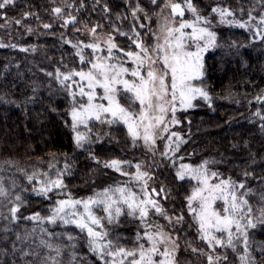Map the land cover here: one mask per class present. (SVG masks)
<instances>
[{
    "label": "trees",
    "instance_id": "16d2710c",
    "mask_svg": "<svg viewBox=\"0 0 264 264\" xmlns=\"http://www.w3.org/2000/svg\"><path fill=\"white\" fill-rule=\"evenodd\" d=\"M165 1L157 0L153 4L151 0H99L98 3L82 0L81 7V0H14L12 5L0 10V45H4L0 47V180L9 193L7 197H0V264H41L45 257L56 256L55 251L40 245L41 239L61 248V254L56 257L60 264H103L89 250L86 233L75 225L59 221L51 224L47 219L41 222L28 217L36 213L42 218L48 217L56 202L67 199L69 193L74 199H83L109 186L132 182L130 177L104 167V162L113 159L151 162L149 191L155 188L159 192L163 187L165 193L156 199L171 216L183 215L182 223L171 232L183 261L207 264L206 256L194 253L192 248L212 250L200 238L198 225L188 210L186 197L196 184L191 178L178 179L180 164L196 167L209 161L207 167L220 173V178L244 182L251 189L247 199L253 215L264 206L261 201L264 99H256L264 97V25L259 23L264 4L261 0H192L198 12L211 20L217 46L204 59L203 83L211 101L198 97L193 107L176 114L179 123L173 130L185 141L179 151L161 155L166 149L159 142L156 151L160 157L154 159L143 146L132 145L127 126L122 123L111 125L105 133L104 124L92 122L89 124L91 142L84 143L83 147L76 144L70 114L72 97L57 79V70L66 74L88 69V64H81L73 45L81 42L82 47L92 43L90 29L97 24L107 34L117 32L113 28L116 25L119 32L127 34L116 35L119 49H134L130 32H149L146 17L157 13ZM174 1L183 5V0ZM137 5L143 11L134 18L132 11ZM105 6L109 11H105ZM217 6L235 14L227 20L247 23L248 27L220 23L218 14L211 12ZM56 7L63 9L62 16L53 12ZM249 12L254 19L249 20ZM25 13L31 15L25 17ZM69 16H75L76 22L65 26L64 20ZM16 20L21 23H15ZM45 24L51 27L45 28ZM258 29L262 30L260 35ZM114 51L126 58L125 53ZM83 55L94 58L91 49L85 48ZM82 99L77 97L81 102ZM80 131L85 129L81 127ZM124 168L130 173L135 170L133 164ZM57 171L63 172L65 187L53 189L48 197L37 195L33 189H39L43 181L56 179ZM33 173L35 176L30 182L27 177ZM214 182L218 181L214 179ZM17 195L22 203L15 200ZM165 195L167 199L163 198ZM16 204H20V209L18 219L13 220L10 209ZM121 221L125 224V219ZM119 231V243L129 246L131 239L121 236L125 230ZM248 231L251 256L256 264H264V225ZM69 236L74 239L69 240ZM215 251L227 255V261L222 264H239L237 254L231 249L217 247Z\"/></svg>",
    "mask_w": 264,
    "mask_h": 264
},
{
    "label": "snow or ice",
    "instance_id": "6c2138e0",
    "mask_svg": "<svg viewBox=\"0 0 264 264\" xmlns=\"http://www.w3.org/2000/svg\"><path fill=\"white\" fill-rule=\"evenodd\" d=\"M151 2L156 4L157 0H151ZM13 3L14 0H0V10ZM261 3L264 4V0H261ZM164 6L171 9L173 20L176 16L183 17L185 11L191 12L194 19L182 21L178 26L166 23L163 27L165 33L163 42L156 43L151 49L145 47L138 39L134 40L133 43L140 51H129L124 56L127 60H131L135 67L129 69L124 66L126 60L117 56L114 51L123 52V49L118 48L111 35L103 41L100 40L97 28L102 26L97 24L90 29L94 42L83 44L82 47L81 42L73 45L77 48L76 55L79 56L81 64H88V69L86 71L72 70L66 74L57 70V79L66 86L72 97L73 107L70 114L78 147L91 142L90 123L99 122L108 125L122 123L127 126L133 145L142 140L144 146L154 153L157 139H165L163 135H157V130L167 133L170 124L179 123L175 115L177 104L182 109H187L193 107L192 101L197 97L211 101L207 91L191 83L204 75L203 53L217 46L216 33L210 30L211 20L198 12L192 0H183V5L167 0ZM81 7H83L82 0ZM105 11H109L107 6ZM142 11L143 9L137 5L132 11V16L135 18L137 13ZM53 12L57 16H62L63 9L56 7ZM211 12L219 15L220 23H235L240 28L248 27L247 23L227 20V17L235 15L227 8L217 6L213 7ZM24 15L27 17L31 14ZM252 19L254 17L249 12V20ZM165 20L167 21L168 18L165 17ZM75 22V16H69L64 20L65 26ZM15 23L19 24L21 21L16 20ZM259 23L264 25V15H261ZM44 27L51 26L45 24ZM140 27L143 28L144 25L141 24ZM185 29H191V31L188 32ZM28 30L31 31V29ZM115 30L119 32V29ZM261 31L258 29L257 34L260 35ZM136 36L139 37L138 32ZM160 39L157 37L158 41ZM193 44L195 51H189L188 48ZM3 46L0 45V47ZM85 48L91 49L94 58L89 59L83 55ZM104 51L106 55H97ZM152 53H155V57ZM158 64L159 67H157ZM76 77L79 79H75ZM74 87L78 89V92L72 90ZM78 96L86 99H82L81 102L77 100ZM122 98L129 101L127 106L121 102ZM256 99L259 101L264 97L258 96ZM137 104L139 110L133 111V106ZM169 114L171 119L166 122ZM256 115L260 116V113L257 112ZM261 118L264 119V117ZM81 127L85 131H80ZM173 137H175L174 140ZM167 139L170 143L165 146L166 151L161 153L165 156L168 150L179 151L180 145L185 142L175 132H172ZM209 163L204 161L196 167L180 164L176 173L180 180L187 177L197 181V186L193 188L191 195L186 197L188 210L198 225L197 231L200 238L206 241L212 250L205 252L203 249L192 248V251L206 256L207 264H222L223 261H227L226 254H216L217 247L231 249L237 254L239 264H256L250 253L251 241L248 230L264 225V206L259 209V215L253 217V208L247 199L251 189H247L244 182L237 183L231 178H220V173L210 171L207 167ZM125 165L130 166L131 161L113 159L104 162V167L130 176L131 181L140 186L139 192L134 191L129 183H125L109 186L86 199H74L69 193L67 199L56 202L48 217L42 218L39 213H36L28 219L41 222L47 219L51 224L59 221L65 225H75L82 233H86L89 250L103 261V264H178L176 257L179 244L163 225L151 222L150 214L163 217L170 225L182 223L183 215L169 216L167 210L156 199L165 193L163 187L159 192L155 188L149 191L148 181L152 179V176L142 170V163L134 165L136 171L133 174L122 171ZM49 167L54 169L55 165H49ZM67 169L68 165H65V170ZM44 175L48 174L44 173ZM62 175L63 172L57 171L56 179L43 181L41 187L33 191L39 196L48 197L53 189H63L65 185ZM244 175L247 176L249 173ZM34 176L35 173L27 178L31 182ZM213 179L218 182H212ZM8 195V189L0 180V197ZM163 198L167 199V195ZM15 200L21 201V197L17 195ZM217 201L221 202L220 208L216 207ZM261 201H264V195L261 196ZM19 209L20 204L10 209L13 220L18 219ZM94 209H100L104 215H98ZM124 215L138 219L143 228L142 233L136 234L135 246L132 248L122 246L119 243L120 237L111 238L110 226L119 225L120 218ZM41 231L46 232V229L41 228ZM68 239L74 238L69 236ZM39 243L56 253V256L45 257L41 264H49V261L51 264H60L56 257L61 254V248L44 239H41ZM75 259L73 254V260Z\"/></svg>",
    "mask_w": 264,
    "mask_h": 264
},
{
    "label": "rangeland",
    "instance_id": "374dc122",
    "mask_svg": "<svg viewBox=\"0 0 264 264\" xmlns=\"http://www.w3.org/2000/svg\"><path fill=\"white\" fill-rule=\"evenodd\" d=\"M166 2H167V0L164 2V4L162 5V7L160 8V10L157 13L148 15L146 17V19H148V23H149V26H150V27L149 26L147 27L148 30H149V32H143V31L140 32V31H138V33H139V37L138 38L136 36V33H137L136 31L130 32V34H129L130 37H131L130 40H131V44L133 45L134 49L132 48L130 50L129 49L124 50L123 53H127L129 51H131V52H138V51H140V49L137 48L136 45L133 43V41L134 40H137V39L145 47H148L149 49H151L156 43H158V42H161L162 43L163 42V36L165 34L164 31H163V27H164V25L166 23L170 24L171 26H178V24L180 22H182V21H192L194 19L192 13L187 14L188 12L185 11V14H184L183 17L176 16L175 19L173 20V18L171 16V9L164 6ZM172 2L173 3H177L174 0H172ZM165 17L168 18L167 21L165 20ZM113 28L114 29H117L118 27L115 25V27L113 26ZM210 30L213 31L211 28H210ZM185 31L190 32L191 29H185ZM119 33H123V32H114L113 34L112 33H108L107 34L105 32H102L101 29H99V28L97 29V35H98V37L100 38L101 41L107 39L108 36L111 35L113 37V42L118 45V48H121V46L119 45V43L116 42V39H115L116 38V35H120ZM90 34H91V32H90ZM157 37H160L161 39L158 41L157 40ZM91 40L94 42V38H93L92 34H91ZM187 43H191V42H187ZM201 43H203V42H201ZM212 49L213 48H210L207 52L203 53V64H204V59H205L206 54L210 50H212ZM188 50L189 51H195V45L193 44L190 48H188ZM97 55H106V51H104L102 53H97ZM152 55L155 57V53H152ZM124 59L126 60V63L124 65L125 67H128L129 69L135 67V64L131 60H127V58H124ZM157 67H159V64L157 65ZM203 71L205 72V65H204ZM203 77H204V75H203ZM203 77L200 78V79H196V80L191 81V83L193 84V86L200 87V88H203L205 90V86H204V83H203ZM128 78L131 79V77H128ZM73 90L78 92V89H76L75 87L73 88ZM98 91H102V90H98ZM84 99H86V98H84ZM122 100L125 103V105L127 106V104L129 103V101L126 98H122ZM195 100L192 101L193 104L195 103ZM138 110H139L138 104L137 105H134L133 106V111H138ZM180 110H186V109H182L179 106V104H177V111H176L175 115ZM170 119H171V114H169V116L166 117V122H167V120H170ZM176 119H177V115H176ZM174 125L175 124H170L169 125V131L167 133H163L161 130H157V135L158 136L163 135L165 137V139H159V138L157 139L156 144L154 145V153L151 152V154L153 155L152 157H154V159L156 157H160V155L157 156V151H156L157 147H159V142L161 143V146L160 147H162V149H166L165 146L170 143V141L167 139V137L169 135H171L172 132H174V130H173L174 129ZM103 126H104L103 127L104 128V132L107 133L109 131V127L111 125L104 124ZM174 139H175V137H173V140ZM132 145H133V142H132ZM133 146L134 147H138V148L141 147V146H143L146 149L145 151L147 153L150 152L147 149V147L144 146L142 140L137 141V143L135 145H133ZM168 153L171 154L173 152L171 150L170 151L168 150ZM122 161H128V159H125V160H122ZM137 163H142V170L143 171L148 172L150 175L153 174L152 173V167L150 166V163L151 162H148L147 159H143V160L142 159H138V161H134V160L131 161V164H133V165H135ZM184 164H187V163H184ZM122 171L128 172L124 168V166L122 168ZM135 171H136V169L132 173H130V172H128V173L133 174V173H135ZM128 177H130V176H128ZM194 181H195V184L197 186V181L196 180H194ZM212 182H214V179H213ZM129 184H130V186H132V188H133L134 191L139 192L140 186L138 184H136L134 181L130 182ZM102 190L103 189H101L100 191H102ZM95 194H93L92 196H94ZM83 199H86V198H83ZM216 207L217 208H220L221 207V202L220 201H217ZM94 211H96V213L98 215H101V216L104 215V213L100 209H94ZM168 215L171 216L170 214H168ZM254 215L255 216L259 215V212H257ZM254 215H253V217H255ZM123 219H125V224L121 221ZM150 220L153 223L163 225L164 228H165V230L168 231V232H170V233L172 232V230L174 231V229H175L176 226H179V224L170 225L167 220H165L163 217L158 216V215H152V214H150ZM120 229L121 230H125V231H122V232L125 233V234L122 233V235H121L122 237L131 239V242H130L129 246H127V245L124 246L123 245L126 248H132V247H134L135 246V237H136V234L138 232H141L142 233V231H143V228L141 226L140 221L138 219H134V218L129 217L127 215H124V216H122L120 218L119 225L114 226V227L110 226L111 238L115 239L118 236V232H120L119 231ZM127 232H129V233H127ZM171 235L173 236V233ZM176 258H177L178 264H194V263H190L188 260H186V261L184 260L183 261L182 259H180L179 252H177V257Z\"/></svg>",
    "mask_w": 264,
    "mask_h": 264
}]
</instances>
